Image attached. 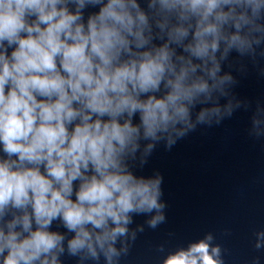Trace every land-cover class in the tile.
I'll list each match as a JSON object with an SVG mask.
<instances>
[{
    "label": "clouds",
    "instance_id": "clouds-1",
    "mask_svg": "<svg viewBox=\"0 0 264 264\" xmlns=\"http://www.w3.org/2000/svg\"><path fill=\"white\" fill-rule=\"evenodd\" d=\"M258 49L264 0H0V264H61L66 251L118 264L133 214L165 220L162 177L129 161L230 118L241 101L221 62L255 63ZM251 122L264 135V108ZM212 240L162 264H223Z\"/></svg>",
    "mask_w": 264,
    "mask_h": 264
}]
</instances>
